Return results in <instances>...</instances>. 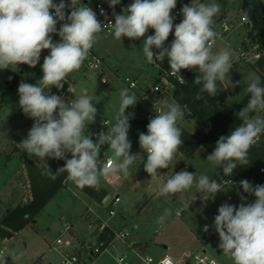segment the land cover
<instances>
[{"label": "clouds", "instance_id": "obj_1", "mask_svg": "<svg viewBox=\"0 0 264 264\" xmlns=\"http://www.w3.org/2000/svg\"><path fill=\"white\" fill-rule=\"evenodd\" d=\"M113 9L114 23H106L114 39L122 41L127 37L135 41L141 38L142 52L148 63L168 60L170 74L179 83L185 82L181 70H195L198 75L194 83L202 85L200 93L211 97L217 95V83L228 81V87L235 88L240 82L232 83L228 75L233 67L232 52L227 49L213 51L217 33L214 30L215 18L221 12V5L215 0L210 3L184 5L180 12V23L174 24L176 17L172 11L177 0H133L121 13L115 7L121 0H108ZM67 10V11H66ZM100 15L107 20L103 9ZM243 19L247 21V14ZM58 22L60 24L57 29ZM105 23L97 18L93 9L77 0H0V70L16 71L19 65L35 68L40 62L41 52L48 50L41 65L42 76L36 84L21 81L18 86L19 107L23 114L33 120L27 137L20 142V147L30 156L39 159L51 158L64 160V166L56 173L45 170L51 179L56 174L67 173L66 183L71 182L77 189L95 187L102 177L117 172L128 176L137 154L131 153L129 140V120L134 113L126 109L137 103L135 93L129 88L120 91V104L115 115L114 124L107 132L96 134V140L87 133V126L95 122L97 108L86 89L77 94L74 86L68 91L74 99L65 101L59 95L51 94V89H62L67 77L78 71L88 58L91 49L97 43L98 34L103 31ZM153 29V35H147ZM174 39L165 46L170 33ZM53 34L58 35L59 42L53 41ZM155 49V51H154ZM249 84L244 90L249 94L247 104L237 113L241 123L227 136H221L215 148L207 156V161L222 167L225 177L233 174L239 165L248 164V154L264 134V86L255 73L248 76ZM134 87V85H133ZM198 99L202 98L199 94ZM155 116L147 125V133L139 134V146L146 153L144 171L151 179L160 175L158 169H168L175 154L183 144L181 139L185 109L176 102L154 103ZM107 144L111 155L100 163V150ZM71 154V158L67 155ZM193 186L200 193L202 207L216 195L225 191L224 185L207 175L193 174L187 170L174 173L159 185L156 195L170 197L176 193L190 190ZM243 193L255 196L251 203H245L246 197L238 192L239 206L227 202L218 208L214 218L215 232L219 236L218 247L232 264H264V185H253L247 179L239 182ZM195 199L197 197L195 196ZM171 215L165 209L157 224H161ZM205 225L203 231L207 232ZM118 264H123L122 259ZM0 264L6 261L0 258ZM145 264H152V258H145ZM160 264H173L165 256Z\"/></svg>", "mask_w": 264, "mask_h": 264}, {"label": "rangeland", "instance_id": "obj_2", "mask_svg": "<svg viewBox=\"0 0 264 264\" xmlns=\"http://www.w3.org/2000/svg\"><path fill=\"white\" fill-rule=\"evenodd\" d=\"M132 2L133 0H121L118 14L121 13L122 8ZM210 2L212 0H203V3ZM215 2L221 5L220 13H229L233 19L241 10V0H215ZM174 24L177 23L174 21ZM153 34L154 30L149 29L146 36ZM98 36L93 49L105 59L104 72L87 70L82 65L78 71L70 74L71 86L76 87L77 94L81 89H86L90 96L96 98L93 101L97 108L95 122L87 126V133L91 134L101 127L100 122L104 120L110 122V127L114 124L120 104L119 94L123 88H129L130 93H135L138 101L134 107L126 109L125 114L134 113V118L129 120L128 136L132 144L131 153L138 156L130 166L128 176H124L121 172L116 173L117 184L109 189L108 195L102 202H97L68 182L67 187L54 196L37 214L36 223L29 224L12 238H0V251H4L3 258L6 264H61V255L54 247L60 237L72 241V246L64 248L65 251L75 252V244L79 241L78 249L84 254L82 247L89 249L98 243L102 231L98 225L100 220L105 221L114 231L115 238L119 231L128 232L129 236L124 240H113L115 242L107 250L98 258H94L93 264H118L117 258L120 255L125 256L130 264H143L138 253L143 256L150 255L156 260L169 254L177 264H195V254L203 251L221 264H232L218 247L219 236L212 227L214 218L218 214L219 206L225 202L239 206L241 200L238 192L246 197L245 203L253 202L255 196L243 193V189L239 187L242 179H234L233 174L225 177L222 167L207 161V156L211 153L203 146L198 147L192 155L178 150L169 168L158 169L160 176L151 179L143 168L147 154L143 153L139 146V134L147 133L149 122L146 120L140 122L135 118L144 119L146 113L152 109V100L158 98L149 89L156 82L160 70L153 63H148L143 55L142 43L146 37L135 41L124 37L122 41H118L111 32L99 33ZM248 36L247 26H239L224 38H217L213 45L214 52L224 48L232 52L233 67L228 75L232 83L240 82L235 88L228 87V81L223 83L227 92L222 108L224 112L231 110L245 97L244 90L249 84L248 76L254 73L252 62L256 59L259 50L254 49L256 45ZM173 39L174 32L170 33L165 46H168ZM243 51L247 52L245 57L241 55ZM21 68L19 65L13 72L19 73ZM103 76L106 77L107 83L102 82ZM131 81L136 82L135 88L129 86ZM11 82L12 76L8 70H0V223L9 208H13L17 203L26 202L30 194L29 183L22 173L24 168H21L26 152L19 144L27 137L33 120L26 117L19 107V84L9 89ZM23 82L37 83L25 79ZM146 93L147 96L143 98ZM71 99H74V96L69 93L65 101ZM164 103L166 102H162V105ZM181 126L190 132L196 128L186 119ZM18 151L23 154L17 153ZM11 155H13L12 159L6 161ZM103 155H111L108 145L101 147L100 160L103 159ZM49 160L45 158L39 162H49ZM181 170H187L197 177L202 174L207 175L210 179L223 184L225 191L218 193L215 199L209 200L204 207L195 186L170 197H158L156 193L159 185ZM11 176L12 181H9ZM105 186L102 189H105ZM115 195H120L121 202L115 206L116 216L111 219L108 208ZM165 209H170L171 215L161 224H157V219ZM65 224H71L72 229L71 232L63 234ZM205 225L209 226L207 232L203 231ZM135 244L142 246L136 248Z\"/></svg>", "mask_w": 264, "mask_h": 264}, {"label": "trees", "instance_id": "obj_3", "mask_svg": "<svg viewBox=\"0 0 264 264\" xmlns=\"http://www.w3.org/2000/svg\"><path fill=\"white\" fill-rule=\"evenodd\" d=\"M244 12L248 14L250 19V24L247 25L249 29L248 38L261 49V54L253 66L259 74L261 86H264V5L253 0L250 6L244 9ZM42 63L43 59L40 58V62L35 68L22 64L19 73L7 69L12 76L9 89L20 84L24 79L28 82L38 81L42 76ZM154 64L163 69H170L167 58L163 62L157 61ZM181 74L185 82L176 85L173 98L176 103H179L185 109L184 119L192 122L196 129L194 132H189L180 125L183 144L179 150L192 155L198 147L203 146L212 153L219 137L229 135L241 123L237 113L247 104L249 94H246L231 110L224 112L222 108L227 98V92L223 84L217 83V95L211 97L206 92L200 93L199 89L202 85L194 83L198 72L195 70H181ZM69 86L68 76L63 88L56 89L53 87L51 94L58 95L61 90L68 89ZM198 94L202 98L198 99ZM24 156V168L29 179L30 198L26 202L17 204L5 214L0 223V238H12L29 224L36 223L37 214L66 187L67 173H58L56 179L53 180L45 171L49 167V171L56 173L59 168L64 166V160H58V163L49 161L40 164L28 155ZM67 158H71V154H68ZM248 161L246 165L238 164L237 169L233 171V178L236 180L247 179L253 185H264V173L261 172V168L264 167V134L249 150ZM81 191L97 202H102L107 194L105 190H98L97 185L95 187H85ZM113 237L114 232L109 227H105L99 238L100 241H104V249L111 245Z\"/></svg>", "mask_w": 264, "mask_h": 264}, {"label": "built area", "instance_id": "obj_4", "mask_svg": "<svg viewBox=\"0 0 264 264\" xmlns=\"http://www.w3.org/2000/svg\"><path fill=\"white\" fill-rule=\"evenodd\" d=\"M252 1L253 0H248V2H250V4ZM256 1L264 5V0H256ZM191 2H192V0H177V6L172 11V15H174L176 17V19H175L176 23H180L181 20L183 19L181 12H180L181 8L186 4H191ZM195 2L201 3V2H203V0H195ZM54 3H59V0H54ZM65 3L69 4L70 0H65ZM79 3H80V0H77V4H79ZM81 3L90 6L93 9V11L96 12L98 20L105 23V25L103 26V31L101 33H103V32L110 33L111 30L106 23H108L109 21H112L114 23V17L112 16L113 9L109 7L108 0H81ZM242 4H243V0H241V10H239V13L235 16V19H233L232 15H230L229 13H220L215 18L214 30L217 33L216 39L217 38H224L231 31H234L239 26H247L250 24L249 16L246 12H244V9L242 8ZM120 5L121 4H119L115 7L116 13H118V8ZM101 9H103L104 12L107 14V20L105 19L104 16L100 15ZM244 14H247V17H248L247 21H245L243 19ZM61 23H63V22H58L57 29H59ZM52 38H53L54 42H59V40H60L59 36L55 35V34H53ZM254 49L259 50V53H257V57H258L261 54V49L258 47V45H256V47ZM48 54H49L48 50H43L41 52V58L43 59ZM246 54H247L246 51H243L241 53V55L243 57H245ZM104 63H105V59L103 57H101L100 55H98L92 48L88 58L84 61L83 66L87 70L90 69L91 71L104 72ZM157 66L160 70V73L156 77L157 78L156 82H154L152 84V86L150 87V90L153 93H155V95H157L158 98H155L151 102L152 103V109L146 113V117L144 118L147 122H149L150 119L155 116V112L153 110V106H154L155 102L160 101L161 106H163L162 102H172V101L175 102V100L173 98V91H174L177 84H181L178 82L176 77H174L170 74V69L169 70L163 69L159 65H157ZM102 82L107 83L106 77H104V76L102 77ZM133 85H134V87H133ZM129 86L131 88H135L136 82L131 81ZM69 93L70 92L68 91V89H65V90H61L58 95L64 99H66L68 97ZM100 126L101 127L96 132L93 133V135H92L93 140H96V134H98L102 131L105 133L107 132L108 128H110V122L108 120H104L103 122H100ZM105 145H107V144H105ZM107 157H108L107 155L106 156L103 155V159L100 160V163L102 164L106 160ZM51 161H53L54 163H58V160H56V159H51ZM261 172L264 173V167L261 168ZM104 178L108 182L110 181L108 177H104ZM120 202H121L120 195H115V197L112 199V202L110 203V206L108 208L110 218H114L116 216L115 206L117 204H119ZM107 226H108V224L106 222H102L100 224V229L103 230ZM71 229H72L71 224H65L63 234L71 232ZM128 236H129L128 232L119 231L118 233H116L117 239L124 240ZM71 246H72V241L69 239L64 240L62 237L58 238L57 241L55 242L54 247L61 255V264H93L94 258H98L103 251L107 250V248L104 249V241H100V240H98V243H96L94 247H91L89 249L85 248L84 254H81L80 251L71 252L68 250H66V251L64 250V248L66 249V248H69ZM3 254H4V251L1 250L0 251V258H2V259H4ZM166 255L171 257L169 254H165L161 259L156 260L154 257H152L150 255L143 256L142 254L138 253V256L142 259L143 264H145V258H147V257L152 258V264H160V261ZM118 258L123 260V264H130L126 260L125 256L120 255ZM172 260H173V264H177V262L173 258H172ZM194 263L195 264H221L216 259L210 257L205 251L195 254Z\"/></svg>", "mask_w": 264, "mask_h": 264}, {"label": "crops", "instance_id": "obj_5", "mask_svg": "<svg viewBox=\"0 0 264 264\" xmlns=\"http://www.w3.org/2000/svg\"><path fill=\"white\" fill-rule=\"evenodd\" d=\"M94 50V49H93ZM260 56V55H259ZM258 56V57H259ZM258 57H256V59H254V62L257 60V58ZM254 62H252V69H253V72L257 75V76H259V74H258V72H257V70L254 68V66H253V64H254ZM155 66H157L156 64H154ZM158 67V66H157ZM69 78H70V75H69ZM69 84H70V86H71V82H70V79H69ZM150 90V89H149ZM147 94L148 93H146L144 96H143V98H145L146 96H147ZM247 94V93H246ZM245 94V95H246ZM136 119H138L140 122H145V119H142V118H140V117H137V118H135V120ZM196 129V128H195ZM195 131V130H194ZM193 131V132H194ZM190 132V131H189ZM192 132V131H191ZM22 149V148H21ZM24 151V150H23ZM17 153H22L23 154V152H21V151H18ZM16 154V153H15ZM25 155H28L27 153L25 154ZM29 156V155H28ZM12 157H13V155H11V157L9 158V157H7V159H6V161L7 160H10V159H12ZM30 157V156H29ZM9 158V159H8ZM31 159H33L34 161H36L37 163H40L39 162V160H42V159H39V158H32V157H30ZM48 159H50L49 161H51V158H48ZM45 163H47V162H42V163H40V164H45ZM21 168L23 169L24 168V164L21 166ZM22 173H24V176L27 178V182L29 183V179H28V176H27V172H26V170H25V168L22 170ZM117 178V174L115 173V174H113V177H110L109 178V182L107 181V180H105V178L104 179H101L100 180V182L97 184V188H98V190H105L106 192H107V194L106 195H108V193H109V189L110 188H112V186L113 185H116L117 184V180H118V178ZM9 181H12V176L10 177V179H9ZM105 184H106V186H105ZM29 185V184H28ZM67 185H68V182L66 183V187H67ZM104 186L106 187L105 189H102V188H104ZM75 187V186H74ZM79 190V189H78ZM81 191V190H80ZM81 192H83V191H81ZM83 193H85V192H83ZM88 195V194H87ZM106 197V196H105ZM104 197V198H105ZM15 198V197H14ZM29 198H30V194H29ZM94 199V198H93ZM104 200V199H103ZM102 200V201H103ZM18 204V203H17ZM16 204V205H17ZM15 206H13V208H14ZM13 208H9L8 210H7V212L9 211V210H11V209H13ZM87 212H90V211H87ZM112 219V218H111ZM102 220H100V221H98V225H100L102 222H105V221H102ZM90 225H92V224H90ZM107 227H109V226H107ZM104 230V229H103ZM102 230V231H103ZM101 231V232H102ZM113 231V230H112ZM114 232V231H113ZM115 234V233H114ZM115 239H117V238H115V236H114V239L113 240H115ZM113 240L111 241V245L115 242H113ZM77 242H79V241H77ZM76 242V244H75V246H76V251H79V249H78V243ZM110 245V246H111ZM140 246H142V244H140L139 246H135L136 248H138V247H140ZM85 248H87V247H82V249H83V251H84V249ZM67 249V248H66ZM94 262V261H93Z\"/></svg>", "mask_w": 264, "mask_h": 264}, {"label": "water", "instance_id": "obj_6", "mask_svg": "<svg viewBox=\"0 0 264 264\" xmlns=\"http://www.w3.org/2000/svg\"><path fill=\"white\" fill-rule=\"evenodd\" d=\"M250 6V2L248 0H243L242 8L246 9ZM140 244H135V246H139Z\"/></svg>", "mask_w": 264, "mask_h": 264}]
</instances>
